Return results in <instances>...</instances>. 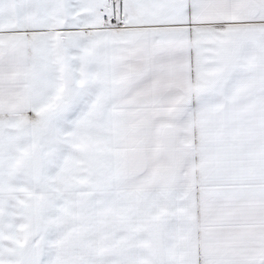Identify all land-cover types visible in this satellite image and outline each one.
I'll return each instance as SVG.
<instances>
[{"label":"snow or ice","instance_id":"6c2138e0","mask_svg":"<svg viewBox=\"0 0 264 264\" xmlns=\"http://www.w3.org/2000/svg\"><path fill=\"white\" fill-rule=\"evenodd\" d=\"M0 264H264V0H0Z\"/></svg>","mask_w":264,"mask_h":264}]
</instances>
